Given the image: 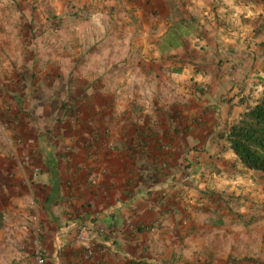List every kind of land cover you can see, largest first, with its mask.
<instances>
[{"label":"crops","instance_id":"obj_1","mask_svg":"<svg viewBox=\"0 0 264 264\" xmlns=\"http://www.w3.org/2000/svg\"><path fill=\"white\" fill-rule=\"evenodd\" d=\"M263 87L264 0H0V264H264Z\"/></svg>","mask_w":264,"mask_h":264},{"label":"trees","instance_id":"obj_2","mask_svg":"<svg viewBox=\"0 0 264 264\" xmlns=\"http://www.w3.org/2000/svg\"><path fill=\"white\" fill-rule=\"evenodd\" d=\"M227 148L245 170L264 173V87L226 132Z\"/></svg>","mask_w":264,"mask_h":264},{"label":"built area","instance_id":"obj_3","mask_svg":"<svg viewBox=\"0 0 264 264\" xmlns=\"http://www.w3.org/2000/svg\"><path fill=\"white\" fill-rule=\"evenodd\" d=\"M31 221L35 223L31 237V246L33 254L35 257L36 264H44V248L41 244V225L39 223L38 217L36 215H31ZM80 236L83 235L82 240L86 243L83 250V257L90 264H93V259L95 256L104 250V248L109 245L108 242H97L96 234H104V229L96 227L91 223L78 225Z\"/></svg>","mask_w":264,"mask_h":264},{"label":"rangeland","instance_id":"obj_4","mask_svg":"<svg viewBox=\"0 0 264 264\" xmlns=\"http://www.w3.org/2000/svg\"><path fill=\"white\" fill-rule=\"evenodd\" d=\"M111 15V14H110ZM114 20V18L113 17H109V19H108V21L110 22V21H113ZM192 31L191 30H185L184 31V34H183V38L185 37V38H188V37H191V38H193L194 39V36H193V34H196V32H198V28L196 27V26H192ZM196 37V36H195ZM155 42H157L158 43V41H157V39H153ZM175 40H179L178 38H174L173 36H171V38H168V39H166L165 41L167 42V43H169L170 44V47H172V45H174V44H172ZM162 43V42H161ZM164 44L165 43H162V46H164ZM157 45V44H156ZM158 48V46H156V48H153V49H157ZM153 53V52H152ZM170 57H175L176 55L175 54H173V53H171L170 55H169Z\"/></svg>","mask_w":264,"mask_h":264}]
</instances>
